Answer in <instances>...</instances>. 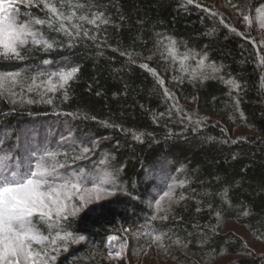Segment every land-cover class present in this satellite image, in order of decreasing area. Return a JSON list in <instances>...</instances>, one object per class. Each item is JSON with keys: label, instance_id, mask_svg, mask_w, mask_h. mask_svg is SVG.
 Listing matches in <instances>:
<instances>
[{"label": "trees", "instance_id": "trees-1", "mask_svg": "<svg viewBox=\"0 0 264 264\" xmlns=\"http://www.w3.org/2000/svg\"><path fill=\"white\" fill-rule=\"evenodd\" d=\"M49 3L76 12L67 24L72 34L55 20L49 27L53 14L43 4L19 5L24 20L46 21L38 31L53 47L30 42L20 59L0 56V73L78 71L48 99L29 103L0 90V161L8 172H23L55 153L60 176L79 175L86 188L112 172L115 185L106 188L125 198L118 211L61 221L63 231L91 239L60 264H130L108 259L103 250L109 238L144 222L155 235L181 243L174 249L185 262L228 254L234 257L224 264H264V252L225 230L235 223L264 240V37L254 22L264 0ZM80 16L101 18L91 24ZM169 40L174 53L167 50ZM56 137L67 140L59 145ZM83 148L90 151L82 155ZM165 192L178 202L155 215ZM41 221L46 234L49 225Z\"/></svg>", "mask_w": 264, "mask_h": 264}, {"label": "snow or ice", "instance_id": "snow-or-ice-1", "mask_svg": "<svg viewBox=\"0 0 264 264\" xmlns=\"http://www.w3.org/2000/svg\"><path fill=\"white\" fill-rule=\"evenodd\" d=\"M43 7L48 9L53 15L47 21L49 27L52 26L53 20L60 23V30L72 34V30L67 27L66 22L70 23L76 17V12L73 10L68 15L60 13L56 6L50 4L48 0H41ZM189 3L192 0H188ZM7 5V8L5 7ZM13 5L36 6L35 0H0V56L5 58H22L20 48L29 42L35 45H43L45 48H52L53 45L46 40L37 39L38 32L32 30V25H44L45 20L30 19L28 22L20 23L12 14L10 9ZM75 7V6H73ZM18 11V10H17ZM100 16H94L91 20L87 16H80L79 20L87 21L95 24ZM108 23L107 20L102 21ZM73 28L76 34L79 35L80 25L74 24ZM85 35L87 33L85 32ZM169 53L175 52V41L169 40L167 46ZM187 57H185L186 59ZM206 56L199 60L201 66L204 65ZM147 67V65H145ZM213 72L219 71L214 65H210ZM78 68L73 67L70 70L62 71L57 75L59 79V87H64L70 79H72ZM18 73H0V90L4 88L6 80L11 83H17L16 77ZM157 80L163 84V80L157 74ZM232 88L238 89L239 85L232 80L225 81ZM32 84H36L35 78L32 79ZM46 87L47 91H54L56 85L52 84V77H49L47 82H41L39 87ZM33 88L29 86L28 91ZM165 95L171 97V94L165 89ZM65 99L67 94L65 93ZM29 103L32 101L29 100ZM51 103V100L47 101ZM238 103V101H237ZM179 110V109H178ZM163 115V114H161ZM191 120V117H188ZM199 124L200 121H195ZM140 139V136H136ZM90 151L88 148L82 149V155ZM55 153H46L40 157L35 165L29 164L26 171H7L6 163L0 161V264H47V250H34L33 244H43L49 242L53 246V251L56 250L57 241H67L73 239L74 242L85 240L83 235L78 238H73L71 233L61 235L60 231L56 232L55 237L50 239L38 232L32 223V217L35 214L40 216V219L48 223L49 228H59L61 221H66L69 215H75L80 209L74 204L70 206V201L73 194L79 196L84 207L90 199H100L99 193L107 191L102 185H115L116 176L112 172H103L96 177L95 180H90L92 187L82 189V178L77 175L74 177L60 176L58 168L63 165L56 164ZM8 158L5 157L4 160ZM53 161V163H48ZM86 191L87 197L81 192ZM111 194V193H109ZM169 192H165L159 200L156 201V206L160 208V202L165 196H169ZM247 213H245L246 215ZM166 218V217H164ZM155 241H161V235H154ZM111 254V253H110ZM120 255L119 252L116 253ZM55 260V256H51Z\"/></svg>", "mask_w": 264, "mask_h": 264}, {"label": "rangeland", "instance_id": "rangeland-1", "mask_svg": "<svg viewBox=\"0 0 264 264\" xmlns=\"http://www.w3.org/2000/svg\"><path fill=\"white\" fill-rule=\"evenodd\" d=\"M48 2H50V0H48ZM35 4L40 5L42 4V2L41 0H35ZM5 7L7 8V5H5ZM18 7L19 5H13L10 11L20 23L27 22L28 21L27 19L26 21L24 20V18L19 17L17 15L16 12L18 10ZM58 11L64 15H68L64 11H61V10H58ZM3 14H6V13H0V15H3ZM72 22L70 23L66 22V24H71ZM254 22L258 26V31L261 34V36L264 37V11L258 14V17ZM40 26L41 25L34 24L31 26V28L33 31L39 33L38 28ZM28 39H29L28 43H30L31 38L29 37ZM37 39H43V40L45 39L47 41V39L44 38V36H41L40 33L37 36ZM24 46L20 48V52ZM186 69L188 71L192 70L191 68L189 69L188 66L186 67ZM58 73L60 72L48 74L46 77L44 75H37V76L29 77V75L18 73L19 75L16 77L17 83L13 84L10 81L6 80L5 85H4V90L6 92H10L15 97L24 98L25 100H32V99L34 100L36 97H39L40 99H43V98L48 99V98L53 97L54 94L57 91H59V89L62 88V87H59L58 76L53 75V74H58ZM49 77H52V84L56 85V88L54 91H47L46 90V87H48L47 85L45 87H39V88L37 87L41 85V82H47ZM33 78H35L36 80L35 85L32 84ZM29 86L33 88L31 92L28 91ZM56 138H59V141H60L59 145H61L63 141L66 142L67 140V138H61V137H56ZM91 187H86V188L82 187V189H89ZM102 187L106 188V185H102ZM81 194L87 197L86 191H82ZM99 195H100L99 200H96L94 198L90 199L88 200V202L86 203L84 207H81V204L83 202L80 201L78 195L73 194V198L70 201V206L74 204L76 208H79L80 210L75 215H69V217L78 216L80 214H84V212H89L92 214L101 213V214L106 215V213L110 209L111 210L116 209L117 211L120 210V208L122 207V204L125 202V198L123 195L115 194L112 191H109L108 189L107 191L100 192ZM177 202H178V199L175 198V195H173V193H170L169 196H165L164 199L161 200L159 209L157 208L156 204L154 205V214L155 215H165L166 213L171 211V209ZM40 222L42 223L40 216L38 214L33 215L32 223L35 226V228L38 230V232L45 236H49L50 239L52 237H55L56 233H54V231H52L51 229L47 231L48 233L44 234L42 231L44 230V226H42ZM58 230H61L60 232L61 235H63L64 233H68L66 232L67 230L63 231L64 228L63 227L60 228V226ZM225 230H233L234 232L243 236L246 239L248 245L252 249L257 250V252H264V240H261V239L258 240V239L253 238L251 235V232H249L246 228L240 227L236 225L235 223L229 222L227 223ZM154 235L155 234L153 233L150 223L148 222L133 225L129 227L127 230H125L124 235H122L121 237L114 236L112 238H109L108 243L105 249L103 250V254L108 259H113V260H120L122 258H126L130 264H195L194 260L185 262L183 260L178 259L176 255V250L174 249V247L180 248L181 243L171 241L170 239L164 238L163 236H162L161 241H155L153 239ZM72 236L73 238L79 237V236H74V235ZM84 237H85V240L79 241V242H74L73 239H69L67 241H57V245L55 246L56 247L55 251H53V246L47 241L44 242L43 244L34 243L33 248L34 250H37V251L47 250L48 252L47 264H60L62 262V259H63L62 257L64 254H67V255L70 254L71 256L78 255L79 250L83 249L85 244L87 243L89 244L91 238L86 237V236ZM117 252L120 253L119 256L116 255ZM51 256H55V260H52ZM233 257H234L233 255H228V254H222L217 258L210 256L206 260L196 259V264H224L228 262L229 260H231Z\"/></svg>", "mask_w": 264, "mask_h": 264}]
</instances>
